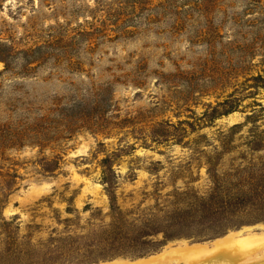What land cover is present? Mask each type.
Instances as JSON below:
<instances>
[{
    "label": "rangeland",
    "instance_id": "374dc122",
    "mask_svg": "<svg viewBox=\"0 0 264 264\" xmlns=\"http://www.w3.org/2000/svg\"><path fill=\"white\" fill-rule=\"evenodd\" d=\"M245 228H264V0H0V264Z\"/></svg>",
    "mask_w": 264,
    "mask_h": 264
},
{
    "label": "bare ground",
    "instance_id": "6f19581e",
    "mask_svg": "<svg viewBox=\"0 0 264 264\" xmlns=\"http://www.w3.org/2000/svg\"><path fill=\"white\" fill-rule=\"evenodd\" d=\"M264 264V228L230 232L211 242L168 247L135 260L116 259L100 264Z\"/></svg>",
    "mask_w": 264,
    "mask_h": 264
}]
</instances>
